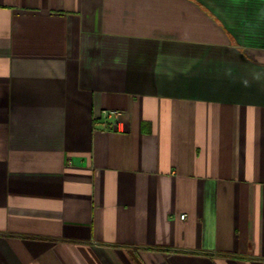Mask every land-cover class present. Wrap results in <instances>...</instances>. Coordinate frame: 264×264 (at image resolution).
Here are the masks:
<instances>
[{"label":"crops","instance_id":"0c3cea01","mask_svg":"<svg viewBox=\"0 0 264 264\" xmlns=\"http://www.w3.org/2000/svg\"><path fill=\"white\" fill-rule=\"evenodd\" d=\"M0 264H264V0H0Z\"/></svg>","mask_w":264,"mask_h":264},{"label":"built area","instance_id":"2783aa9c","mask_svg":"<svg viewBox=\"0 0 264 264\" xmlns=\"http://www.w3.org/2000/svg\"><path fill=\"white\" fill-rule=\"evenodd\" d=\"M114 114V115H118L117 111H110V112H105L104 114L109 115V114ZM184 216H181V218H183Z\"/></svg>","mask_w":264,"mask_h":264}]
</instances>
